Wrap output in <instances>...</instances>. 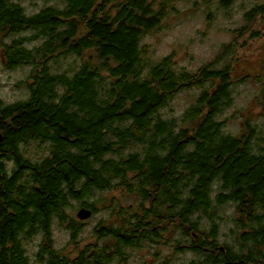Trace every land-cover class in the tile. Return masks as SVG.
<instances>
[{
	"label": "trees",
	"instance_id": "trees-1",
	"mask_svg": "<svg viewBox=\"0 0 264 264\" xmlns=\"http://www.w3.org/2000/svg\"><path fill=\"white\" fill-rule=\"evenodd\" d=\"M44 1L30 11L0 0L3 64L27 71L25 98L0 97V264H131V250L147 240L174 250L143 264H264V111L227 129L242 81L261 82L264 100V66L255 77L236 75L233 54L240 37L261 36L264 3L245 11L246 23L216 59L189 71L176 68L175 52L156 60L144 43L180 12L175 0ZM236 1L217 8L231 11ZM182 93L189 100L180 114L166 113ZM32 146L40 157L29 158ZM97 191L137 203L115 205L96 224L102 243L57 248L56 223L81 246L76 208L96 215ZM228 211L233 246L218 240ZM181 252L199 257L178 262Z\"/></svg>",
	"mask_w": 264,
	"mask_h": 264
},
{
	"label": "rangeland",
	"instance_id": "rangeland-1",
	"mask_svg": "<svg viewBox=\"0 0 264 264\" xmlns=\"http://www.w3.org/2000/svg\"><path fill=\"white\" fill-rule=\"evenodd\" d=\"M35 11L45 2L44 0H14ZM221 0H175V5L180 12L167 17L164 22V28L159 32L150 34L144 38V43H148L155 50L156 60L171 52H175L176 68L181 70L186 67L189 71L196 70L199 66L216 59L223 48L224 44H228L235 39L234 31L241 28L245 23V11L252 5L264 3V0H237L232 3L231 11L228 9H219L217 4ZM246 7V8H245ZM212 13V14H210ZM257 27L262 32L260 37L249 39V36L240 37V46L234 52V56L239 59L240 63L235 64V74L240 76H258L260 75L264 58V18L262 22L257 23ZM33 35V33L31 34ZM2 33H0V97L6 103H12L25 98V85L23 81L27 80V71L9 70L4 66V58H2ZM5 42H8L6 37ZM32 47L34 42H26ZM228 58L221 60L225 63ZM247 70V72L245 71ZM261 82L256 78L242 81L238 85V93L235 98V104L229 108V114H235L236 120L229 123L228 130L230 132L239 130L244 116L260 115L263 113L264 100L259 103L258 98L261 92ZM189 100V93H182L176 101L171 104L170 109L166 108V113L176 111L180 114L183 106ZM264 121V119H263ZM29 158L36 159L42 155V150L37 146H32L27 153ZM97 197L100 211L96 215H92L83 223V229L78 232L75 241L81 246L77 247L72 234L65 226L56 223L53 228V237L57 248H66L77 252L83 249V245L91 242H99L97 235L94 233L96 224L104 218L109 219L114 212V206L120 204L127 207L137 203L135 197L123 195L121 192L112 191L110 193L97 191ZM107 198L105 206L104 200ZM108 206V208H106ZM80 207L76 208L77 212ZM119 209V206L117 207ZM71 211V210H70ZM73 210V214H74ZM222 218L218 220L220 224L219 243L233 246L236 236L233 232L235 229L234 213L228 211L221 213ZM204 226L210 227L208 219L203 220ZM41 237H37L30 244L31 255L34 256L37 251ZM102 243V241H100ZM80 248V249H79ZM174 250V244L167 246L155 245L153 241L147 240L143 248H135L132 256L129 258L131 264H143L145 261H153L154 254L161 251L162 255H168ZM199 255L192 252L178 253L176 261L184 262L198 258Z\"/></svg>",
	"mask_w": 264,
	"mask_h": 264
},
{
	"label": "water",
	"instance_id": "water-1",
	"mask_svg": "<svg viewBox=\"0 0 264 264\" xmlns=\"http://www.w3.org/2000/svg\"><path fill=\"white\" fill-rule=\"evenodd\" d=\"M2 116L0 114V122H1ZM3 142V135L0 131V159L2 158V151H1V145ZM93 215V211L90 208L87 207H82L78 212H77V218L81 220H87Z\"/></svg>",
	"mask_w": 264,
	"mask_h": 264
}]
</instances>
